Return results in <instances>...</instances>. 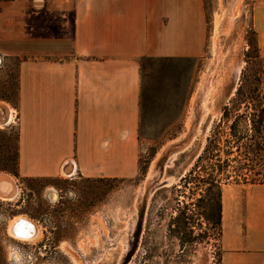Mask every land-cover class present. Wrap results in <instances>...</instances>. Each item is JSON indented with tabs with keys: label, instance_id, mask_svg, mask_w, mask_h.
I'll return each instance as SVG.
<instances>
[{
	"label": "rangeland",
	"instance_id": "374dc122",
	"mask_svg": "<svg viewBox=\"0 0 264 264\" xmlns=\"http://www.w3.org/2000/svg\"><path fill=\"white\" fill-rule=\"evenodd\" d=\"M29 1L0 0V103L15 110L13 122L0 127V174L19 186L14 202L0 200V264H220V230L181 179L209 140L223 144L234 135L245 137L260 168L253 115L264 103V60L252 26L257 0H203V58L140 61L137 169L109 179L17 174L19 66L36 43L29 27L11 18L25 14L19 7ZM18 217L40 226L38 240L10 234Z\"/></svg>",
	"mask_w": 264,
	"mask_h": 264
},
{
	"label": "crops",
	"instance_id": "0c3cea01",
	"mask_svg": "<svg viewBox=\"0 0 264 264\" xmlns=\"http://www.w3.org/2000/svg\"><path fill=\"white\" fill-rule=\"evenodd\" d=\"M22 5L26 13L11 19L29 27L36 46L19 66L18 175L130 176L137 169L140 61L203 58L204 1ZM252 26L264 60V0L253 6ZM235 185V193L223 187L220 264H264V183Z\"/></svg>",
	"mask_w": 264,
	"mask_h": 264
},
{
	"label": "trees",
	"instance_id": "16d2710c",
	"mask_svg": "<svg viewBox=\"0 0 264 264\" xmlns=\"http://www.w3.org/2000/svg\"><path fill=\"white\" fill-rule=\"evenodd\" d=\"M224 112L227 116L229 107H226ZM253 115L256 125L254 131L260 139V142L256 143L259 170H255L254 161L250 158V148L244 143L245 137L231 135L233 139H226L223 144L218 140H209L192 169L181 179L183 186L189 188L193 196L199 195L197 200L207 205L206 218L220 230L221 236L223 187L232 183H264V103L261 109L255 110ZM250 159L253 162L252 165L248 163ZM246 169L250 172H245Z\"/></svg>",
	"mask_w": 264,
	"mask_h": 264
},
{
	"label": "bare ground",
	"instance_id": "6f19581e",
	"mask_svg": "<svg viewBox=\"0 0 264 264\" xmlns=\"http://www.w3.org/2000/svg\"><path fill=\"white\" fill-rule=\"evenodd\" d=\"M14 110L7 104L0 103V127L8 126L13 122ZM19 195V186L13 176L8 173L0 174V200L10 202L15 201ZM10 234L24 242H34L41 235L38 224L30 218L18 217L12 221Z\"/></svg>",
	"mask_w": 264,
	"mask_h": 264
}]
</instances>
